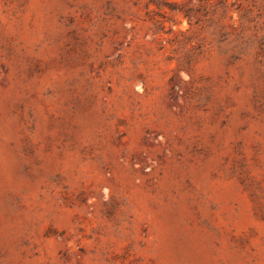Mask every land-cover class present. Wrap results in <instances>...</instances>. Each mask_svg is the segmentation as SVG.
<instances>
[{"label":"rangeland","instance_id":"obj_1","mask_svg":"<svg viewBox=\"0 0 264 264\" xmlns=\"http://www.w3.org/2000/svg\"><path fill=\"white\" fill-rule=\"evenodd\" d=\"M0 264H264V0H0Z\"/></svg>","mask_w":264,"mask_h":264}]
</instances>
